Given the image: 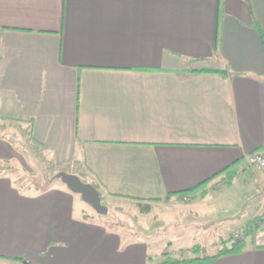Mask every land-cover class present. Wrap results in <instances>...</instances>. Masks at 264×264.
<instances>
[{
  "label": "crops",
  "instance_id": "obj_1",
  "mask_svg": "<svg viewBox=\"0 0 264 264\" xmlns=\"http://www.w3.org/2000/svg\"><path fill=\"white\" fill-rule=\"evenodd\" d=\"M0 114L109 208L62 181L19 186L23 154L0 136V264L194 257L201 244L176 245L171 226L198 227L188 212L232 230L217 214L264 186L247 164L264 152V0H0ZM243 215L226 218L245 250L204 264H264V192Z\"/></svg>",
  "mask_w": 264,
  "mask_h": 264
},
{
  "label": "rangeland",
  "instance_id": "obj_2",
  "mask_svg": "<svg viewBox=\"0 0 264 264\" xmlns=\"http://www.w3.org/2000/svg\"><path fill=\"white\" fill-rule=\"evenodd\" d=\"M5 130H9L10 132L14 133L21 141L20 147H17V149L23 154L24 162H20L19 164L17 162H13V166H10L9 168H14V177L17 182V184L21 187H24L26 189H32V190H43L47 187L52 186L56 182H61V179H56L53 181H49L50 178H52L55 174L58 172H61L63 166L56 165L43 151L38 150V147L35 146L29 136V128L19 122L16 121H4L0 119V132H5ZM18 168V170H16ZM256 192L259 193L257 195V198L254 200H250L244 204L242 201H238L236 203V207L232 209H225L221 210L217 215L221 216L222 218H225V223L228 222L230 225L234 224L236 225L235 228L228 231H223V229L220 226L213 227L211 229V232H205L202 229V226L204 224L201 223V219H198L195 215H190L188 212L186 213L187 220H190L191 218H197L196 221L201 225H186V224H180V225H173L171 226L170 231L172 234H174V240L176 245H181L183 248H190L191 246L197 242L200 243L202 246L206 247V251L210 254L217 252L219 250L220 246L217 244V247H214L212 244L215 242V239L217 236V239L219 240V235L223 234L225 236L233 235L237 239H241L242 237V231L237 226L239 221L233 219V222L231 219L226 218L231 216L234 212L238 215V217H244L243 214H246L249 211L255 210L256 206L259 205L260 198L263 196L264 192V186H261L260 184H257ZM262 200V199H261ZM84 201V200H83ZM86 203V202H84ZM92 210L94 209L91 205L86 203ZM244 205V207L241 209L237 208V206ZM243 210L241 214L239 215V211ZM124 216H128L126 214H121ZM213 215H209L207 219L211 220ZM128 219H131L128 217ZM228 219V220H227ZM223 221V222H224ZM225 229L227 228L226 225H224ZM196 227V228H195ZM201 227V228H200ZM238 234V236H237ZM226 238V237H224ZM195 240V241H194ZM195 242V243H194ZM216 246V245H215ZM191 247V248H192ZM181 256V255H180Z\"/></svg>",
  "mask_w": 264,
  "mask_h": 264
},
{
  "label": "trees",
  "instance_id": "obj_3",
  "mask_svg": "<svg viewBox=\"0 0 264 264\" xmlns=\"http://www.w3.org/2000/svg\"><path fill=\"white\" fill-rule=\"evenodd\" d=\"M191 72H217V73L225 74L227 71L219 70V69H211V68H200V69H194ZM0 119L6 120L4 117L1 116V114H0ZM29 135H30V132H29ZM0 136L8 138L9 140L13 141L17 145V147H20V143H21L20 139L14 133L10 132L9 130H5V132H0ZM61 171H66V168L65 167L62 168ZM225 172L227 173L226 178H225V184L230 187L233 185V182L235 178L237 177V171L235 168H228L225 170ZM57 174H55L52 178H50L49 181L56 180ZM204 196H206V194ZM156 200H160V199H156ZM249 228H252V226L249 225ZM245 232L247 236L250 235L251 233V231H247V230ZM218 244L220 248L216 255H210L206 251V247L197 244L192 248V251L195 253L194 257H173L172 256V257L166 258L160 264H181V263L204 264L222 255L242 253L247 247V241L244 238L237 239L233 235H230L227 238L220 237L218 240ZM163 255H167V254L163 253Z\"/></svg>",
  "mask_w": 264,
  "mask_h": 264
},
{
  "label": "water",
  "instance_id": "obj_4",
  "mask_svg": "<svg viewBox=\"0 0 264 264\" xmlns=\"http://www.w3.org/2000/svg\"><path fill=\"white\" fill-rule=\"evenodd\" d=\"M67 187L76 194L81 195L82 199L91 205L98 214H107L109 208L102 203L99 190L92 183L85 182L79 175L61 171L57 174Z\"/></svg>",
  "mask_w": 264,
  "mask_h": 264
},
{
  "label": "built area",
  "instance_id": "obj_5",
  "mask_svg": "<svg viewBox=\"0 0 264 264\" xmlns=\"http://www.w3.org/2000/svg\"><path fill=\"white\" fill-rule=\"evenodd\" d=\"M247 164L249 167L264 168V152H254L248 155ZM238 236V234H237Z\"/></svg>",
  "mask_w": 264,
  "mask_h": 264
}]
</instances>
